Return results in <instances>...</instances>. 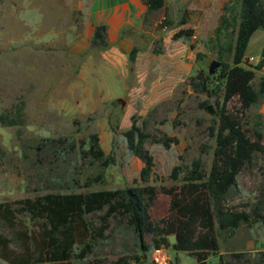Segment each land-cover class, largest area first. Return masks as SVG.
Returning <instances> with one entry per match:
<instances>
[{
	"label": "rangeland",
	"instance_id": "rangeland-1",
	"mask_svg": "<svg viewBox=\"0 0 264 264\" xmlns=\"http://www.w3.org/2000/svg\"><path fill=\"white\" fill-rule=\"evenodd\" d=\"M165 5L171 25L113 31V38L119 36L113 51L107 32L105 45L92 41V0H0V114L16 119L20 113L21 119L13 125L0 123V203L9 208V221H0V237L13 239L12 232L20 230L7 224L22 220L16 209L23 197L121 190L133 184L155 188L147 212L160 226L169 202L162 188L180 185L193 162L203 174L208 172L223 90L216 75L220 64L230 61L238 0H165ZM182 11L185 23L180 24ZM152 13L160 15L161 9ZM189 26V38H171L178 28ZM119 38L125 43L117 49ZM212 60L219 66L208 73ZM241 66L253 71L256 89L264 78V29L251 34ZM199 73L209 77L204 90L189 84L197 82ZM224 110L236 116L250 139L259 133L264 145V96L247 109L232 96ZM131 122L145 133L143 145L152 156L145 182L138 178L142 163L123 137ZM93 135L113 159L107 166L83 152ZM173 166L178 167L174 179ZM98 174L102 178L93 180ZM222 205L247 214L248 220L234 229L215 227L218 250L204 253L206 264H219V255L223 264H264V224L255 215L264 214L263 153L254 152L234 175ZM85 218L105 230L93 252L72 264H110L121 255L131 259L137 254L124 218L116 213L106 217L104 208ZM145 239L149 242V235ZM159 249L167 264L195 262L194 252ZM150 250L145 253L148 262ZM0 264L8 263L0 258Z\"/></svg>",
	"mask_w": 264,
	"mask_h": 264
},
{
	"label": "trees",
	"instance_id": "trees-1",
	"mask_svg": "<svg viewBox=\"0 0 264 264\" xmlns=\"http://www.w3.org/2000/svg\"><path fill=\"white\" fill-rule=\"evenodd\" d=\"M146 12L158 10L163 6V0H143ZM239 20L235 36L229 48L230 61L222 62L216 78L223 84L221 105L216 117L217 126L212 136L214 147L212 159L206 174L198 169L193 162L182 183L177 187L162 188L169 195L167 215L161 225H154L149 220L147 207L154 200L156 191L153 186L133 184L121 190H93L77 193L45 192L33 197H23L18 202L17 212L22 220L8 222V226L20 227L12 232L13 239L0 237V258L8 264H72V260H81L93 252L97 238L102 236L105 227L93 225L85 215L104 208L106 217L118 214L124 218L126 225L135 236L136 255L131 259L126 255L117 257L110 264H154L147 261L145 253L149 249L172 247L175 250L196 253L193 264H206L204 253L216 252L218 240L215 227L219 230L234 229L248 220V215L241 212H230L222 205V200L232 185L234 175L248 163L254 152L264 154V145L260 143V134L255 133V139H250L241 128L235 115L224 110L225 103L236 97L241 109L255 105L264 96V78H260L255 89L251 85L253 71L241 66L244 52L251 34L256 29H264V0H238ZM224 20L220 16V24ZM234 21V19H233ZM179 23H185V11H182ZM170 25L165 12L155 25L161 29ZM192 29L179 28L171 34L173 40L189 38ZM92 41L105 45L106 25L96 24L93 28ZM135 48L128 53V59H133ZM258 62L256 68L260 66ZM189 84L192 88L198 86L204 90L209 79L207 75L197 74ZM217 87V86H215ZM20 113L16 119L0 114V123L13 125L21 121ZM127 149L135 156L142 166L138 178L145 182L151 171L153 161L149 151L144 147L145 133L131 122L123 132ZM92 160L101 162L104 167L112 163V157L105 155L97 143L96 135L91 137V143L83 151ZM177 166L170 170L171 178H175ZM102 178L98 174L93 180ZM133 178V182H135ZM9 208L0 203V221H9ZM257 219L264 224V214L255 213ZM33 224V225H31ZM36 227V228H34ZM149 235L147 242L145 236ZM173 241L170 243L168 237ZM14 240L16 245L11 246ZM203 253V254H202ZM230 257L237 260L240 255L231 253ZM218 256V263H222ZM231 264V263H228ZM235 264V263H234ZM253 264H256L255 262Z\"/></svg>",
	"mask_w": 264,
	"mask_h": 264
},
{
	"label": "crops",
	"instance_id": "crops-1",
	"mask_svg": "<svg viewBox=\"0 0 264 264\" xmlns=\"http://www.w3.org/2000/svg\"><path fill=\"white\" fill-rule=\"evenodd\" d=\"M163 1V6L162 8H160V15H157L156 13H152V15H149V13L155 12L156 10L146 12V6L143 0H92L93 8L89 13L94 17L92 22H94L95 24L102 22L106 25V32L108 34L107 37L109 39L110 44H112V49L114 51V38L116 39L119 36L116 35L113 38V35L111 34L113 31L118 34V32L127 27L133 29H140L146 24L155 27V25L162 18L163 10L167 19H169L170 21V25L172 24V20L169 17V15H171V12L168 8V11L170 13L168 14L167 7L165 5V0ZM183 1L185 2L186 0ZM189 28H192V26H189ZM120 39L121 38H119V40ZM124 43L125 41H123V39L120 40L118 42L117 49L121 44Z\"/></svg>",
	"mask_w": 264,
	"mask_h": 264
},
{
	"label": "built area",
	"instance_id": "built-area-1",
	"mask_svg": "<svg viewBox=\"0 0 264 264\" xmlns=\"http://www.w3.org/2000/svg\"><path fill=\"white\" fill-rule=\"evenodd\" d=\"M217 81L212 82V86H216ZM150 255V261L153 262L154 264H167L168 259L161 253V249H151L149 251Z\"/></svg>",
	"mask_w": 264,
	"mask_h": 264
},
{
	"label": "water",
	"instance_id": "water-1",
	"mask_svg": "<svg viewBox=\"0 0 264 264\" xmlns=\"http://www.w3.org/2000/svg\"><path fill=\"white\" fill-rule=\"evenodd\" d=\"M219 66V62L216 60H212L208 65V73H213L214 69H216ZM209 109V106H207Z\"/></svg>",
	"mask_w": 264,
	"mask_h": 264
}]
</instances>
